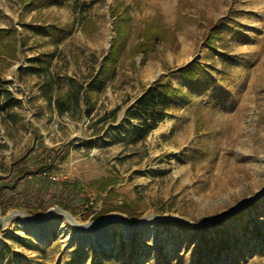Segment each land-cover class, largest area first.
Returning <instances> with one entry per match:
<instances>
[{
    "label": "rangeland",
    "instance_id": "1",
    "mask_svg": "<svg viewBox=\"0 0 264 264\" xmlns=\"http://www.w3.org/2000/svg\"><path fill=\"white\" fill-rule=\"evenodd\" d=\"M28 7L0 0V29L14 27L24 43L16 60L0 58V85L21 103L0 113V221L8 217L0 264H94L98 251L109 255H99V264H264V0ZM124 12L120 54L100 74ZM215 27L221 39L212 48ZM144 36L159 37L147 54L137 49ZM33 58L49 62L64 90L68 79L82 83L89 106L60 115L39 98L45 78L23 74L19 82ZM194 62L206 70L190 87L180 70ZM154 84L182 93L143 137L138 121H122ZM116 108L113 119L95 125ZM21 165L32 172L49 165L57 181L14 183ZM48 210L46 221L33 222ZM114 215L129 225L150 216L173 221L84 227Z\"/></svg>",
    "mask_w": 264,
    "mask_h": 264
},
{
    "label": "trees",
    "instance_id": "2",
    "mask_svg": "<svg viewBox=\"0 0 264 264\" xmlns=\"http://www.w3.org/2000/svg\"><path fill=\"white\" fill-rule=\"evenodd\" d=\"M32 1H35L37 4H39L42 1L50 3V1L55 0H21L22 7L25 10L28 9V3H31ZM118 19H121L122 24H116L114 26V28L117 30V35L112 42L113 45L108 57L105 58L101 64L99 71L100 74L104 72V66H106L108 63L116 62V58L120 54V45L125 39L126 32L124 31V22L128 20V17L124 12L122 17L120 16ZM29 27L33 30H36L37 32L47 34L50 33V28L47 26L31 25ZM21 37V34H19L14 27L0 29V58L5 57L9 60H16L19 48L23 49L24 47L23 41L20 40ZM156 39L158 40L159 37L156 36V38L150 39L151 41H149V38L144 36V40L139 43L137 49L141 50L143 54H147L155 45ZM215 39H221L220 29L217 27L214 28L212 36H209L208 38V44L212 48L217 46V44H215ZM29 63L31 66L30 70L19 69V82H24L22 78L23 74H37L38 77L45 78V81L39 90V98L47 101L49 105H53L58 114L74 115L78 111H81V104L86 105L85 107L89 106V97L87 94H83L84 87L82 83H78L73 79H68L66 81L67 88L64 90V88H62L60 84H58V82L50 75L48 71L49 62L44 65V62L41 58H33L29 61ZM204 70H206V67L201 66L196 62L186 65L180 70L182 84H186L187 86L191 87L199 83ZM61 91H63V93ZM54 92L61 93H58L55 96ZM181 93L182 92L180 89H176L171 85L164 86L161 84H154L153 86L146 89L135 101V103L126 110L125 118L123 119L122 124H128L129 120L138 121L142 126L141 132L144 134L143 137H146L147 134L150 133L151 130L155 129L162 121L165 111L177 102ZM20 105L21 103L13 98L12 93L6 89V87H2L0 85V113H5L8 115L14 111V109L19 108ZM90 111L91 109L86 108L84 111L86 116L90 115ZM117 111L118 109L116 108L106 115L100 117L95 122V125L104 123L108 118L113 119ZM84 146L87 147L88 145ZM48 166L49 165H43L32 172L28 171L25 165H21L16 170V179L14 183H18L22 179L24 180L26 177L30 176L31 179L34 178L36 180L43 181L46 185H51L52 183H55V181H51L48 177H44L42 179L40 178L43 173H49L48 171L51 167ZM63 209L67 210L65 207H63ZM99 255H102L104 258H108L109 256L103 251L94 252V264H99L97 260Z\"/></svg>",
    "mask_w": 264,
    "mask_h": 264
},
{
    "label": "water",
    "instance_id": "3",
    "mask_svg": "<svg viewBox=\"0 0 264 264\" xmlns=\"http://www.w3.org/2000/svg\"><path fill=\"white\" fill-rule=\"evenodd\" d=\"M264 159V157H263ZM57 212H59V214H61L62 216H64L65 218L69 219V220H72L71 219V216L64 212L63 210L59 209V208H56L55 209ZM53 214V210H48L46 212L45 215H43L40 219L38 220H34L33 222H38V223H42L44 221H46L51 215ZM147 219H152L156 222H169V221H173V219L171 218H168V217H155V216H150V217H145V218H142L140 219L136 224L134 225H129L128 223L125 222V220L123 218H121L120 216H117V215H114V216H109L107 217L106 219L104 220H101V221H97L95 223H88V224H85L84 227H91V226H97V227H105L108 223L116 220V221H119L121 222V224L123 226H125L126 228H138L140 226H142L143 224H145V221ZM8 220V217L2 219L0 221V229H2L6 223V221Z\"/></svg>",
    "mask_w": 264,
    "mask_h": 264
},
{
    "label": "built area",
    "instance_id": "4",
    "mask_svg": "<svg viewBox=\"0 0 264 264\" xmlns=\"http://www.w3.org/2000/svg\"><path fill=\"white\" fill-rule=\"evenodd\" d=\"M41 176L48 177L51 181H57V178L50 173H43ZM28 178H30V176H28Z\"/></svg>",
    "mask_w": 264,
    "mask_h": 264
},
{
    "label": "bare ground",
    "instance_id": "5",
    "mask_svg": "<svg viewBox=\"0 0 264 264\" xmlns=\"http://www.w3.org/2000/svg\"><path fill=\"white\" fill-rule=\"evenodd\" d=\"M32 231H33L32 235L34 238H38L42 236V232L40 230H37L36 228H34Z\"/></svg>",
    "mask_w": 264,
    "mask_h": 264
}]
</instances>
